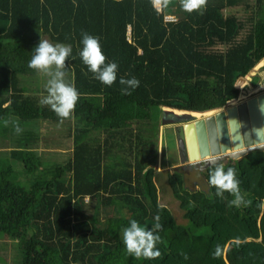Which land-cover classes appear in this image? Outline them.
<instances>
[{
	"label": "trees",
	"instance_id": "1",
	"mask_svg": "<svg viewBox=\"0 0 264 264\" xmlns=\"http://www.w3.org/2000/svg\"><path fill=\"white\" fill-rule=\"evenodd\" d=\"M84 33L99 37L106 63L118 65L111 86L83 62ZM40 39L72 49L60 71L79 98L62 123L40 103L52 76L28 66ZM252 76L264 82V0H207L193 12L181 0H168L160 12L152 0H0V146L18 144L0 152V259L11 253L9 264H264V150L218 163L235 170L239 207L230 204L233 194L217 195L209 184L215 165L201 171L207 188L187 186L180 169L167 172L186 223L160 202L155 179L160 127L168 126L163 106L224 107L240 96L239 78L248 83ZM121 77L139 85L126 94ZM48 124L65 126L68 155L34 148L39 132L53 129ZM45 140L48 148L68 146ZM157 215L161 255L135 258L123 229L133 219L152 229Z\"/></svg>",
	"mask_w": 264,
	"mask_h": 264
},
{
	"label": "clouds",
	"instance_id": "2",
	"mask_svg": "<svg viewBox=\"0 0 264 264\" xmlns=\"http://www.w3.org/2000/svg\"><path fill=\"white\" fill-rule=\"evenodd\" d=\"M152 3L157 12H160L162 6L167 5L168 0H152ZM206 3L207 0H181V5L187 12L198 10L206 6ZM82 44L83 48L80 56L88 66L89 71L103 84L111 86L117 79L118 65L115 62L106 63L107 58L102 51L99 37L84 33L82 35ZM71 51L70 46L62 43L53 45L48 40L40 39L38 45L33 50L32 58L28 64L32 69L52 76V79L46 85L48 94L40 100V103L49 105L58 117L61 118V123L63 119L70 118L79 98V93L75 86L67 83L64 79L65 73L60 71L66 67L65 61L70 56ZM53 66L57 69L54 75L50 71ZM120 84L126 86L122 91L130 94L129 88H136L139 85V80L135 77L131 79L121 77ZM20 131L22 129L17 124L16 132L19 133ZM253 131L257 137L256 147L264 148V126L255 128ZM218 159L217 157L207 161V163L215 165L209 171V184L217 189V195L222 196L225 191L233 194L235 198L230 204L239 207L241 206L243 197L240 195L239 181L236 178L235 170L232 167H228L227 171H225L224 165L217 163ZM248 203L250 201L244 202L243 205ZM155 221L152 229H145L133 219L130 221L129 226L123 229V242L126 250L135 258L156 259L161 255L159 249L156 248V244L160 240L157 233L162 227L159 215L155 217ZM216 254H219V248Z\"/></svg>",
	"mask_w": 264,
	"mask_h": 264
},
{
	"label": "water",
	"instance_id": "3",
	"mask_svg": "<svg viewBox=\"0 0 264 264\" xmlns=\"http://www.w3.org/2000/svg\"><path fill=\"white\" fill-rule=\"evenodd\" d=\"M242 81H245V77L239 78L238 87ZM263 86L264 83L249 93L257 92ZM237 99L228 102L224 107L205 111L163 106L161 123L180 125L189 159L188 162L175 166L173 170L202 171L212 166L207 163L211 159L218 157L217 163H220L239 159L254 150H264L256 147L257 137L253 131L264 126V91L242 101Z\"/></svg>",
	"mask_w": 264,
	"mask_h": 264
},
{
	"label": "rangeland",
	"instance_id": "4",
	"mask_svg": "<svg viewBox=\"0 0 264 264\" xmlns=\"http://www.w3.org/2000/svg\"><path fill=\"white\" fill-rule=\"evenodd\" d=\"M247 13L245 11H240L238 14V17L241 19H246ZM169 16V15H168ZM173 18H176V16L173 15ZM51 43V42H50ZM55 45L54 43H52ZM52 74L54 75L55 71L52 67L50 70ZM44 73V72H42ZM46 75H48L46 73ZM43 76V75H41ZM252 82H248L245 85L246 81H242L240 83L241 89V94L238 101L245 100L246 98H249L252 96V94L260 93L264 91V86L261 87L257 92L254 93H249L248 91L252 89L253 86L256 84H263V78H260V76H252ZM244 85V86H243ZM243 86V87H242ZM198 116V115H197ZM200 116V115H199ZM49 126H52V130H48V132H39L38 137H36L33 141L32 144L34 148L42 151V150H51L54 153L57 154H63V155H68V149L69 146H71V141L68 140V138L64 137L67 134V130L63 124H48ZM180 125H168L167 127L161 126L160 127V135L157 143V164L155 165V170H157L159 175L156 176V182L158 185V194H159V200L161 203L169 206L173 213L175 218L179 223H186L187 219L184 216V211L180 207V202L179 200L173 195L172 190L168 184V179H167V172H172L175 166H179L181 164H184L188 162V155H187V148L185 144V139L180 136V132L178 130V127ZM177 128V129H176ZM175 132V134L173 133ZM64 135V136H63ZM48 137V139H61L62 141L66 142V145L68 146H60L57 147V145H53L48 148L46 147L45 144V138ZM18 146L17 142H14L10 144ZM10 145H1L0 146V152L3 151H9ZM143 156V155H142ZM163 162H166L167 165L164 166ZM173 164L171 166H168L169 164ZM185 172V181L186 185L191 187V188H196V187H203L207 188V183L204 177L201 175V171L199 170H193V169H188ZM5 250V249H4ZM4 252V251H3ZM2 252V254H3ZM10 259V260H9ZM13 257L10 256L8 257L6 255V260L3 261L0 259V264H9V261L12 262Z\"/></svg>",
	"mask_w": 264,
	"mask_h": 264
},
{
	"label": "built area",
	"instance_id": "5",
	"mask_svg": "<svg viewBox=\"0 0 264 264\" xmlns=\"http://www.w3.org/2000/svg\"><path fill=\"white\" fill-rule=\"evenodd\" d=\"M167 19H169V20H174L175 18H173L172 15H169V16H167Z\"/></svg>",
	"mask_w": 264,
	"mask_h": 264
},
{
	"label": "flooded vegetation",
	"instance_id": "6",
	"mask_svg": "<svg viewBox=\"0 0 264 264\" xmlns=\"http://www.w3.org/2000/svg\"><path fill=\"white\" fill-rule=\"evenodd\" d=\"M256 87H257V86H256ZM252 89H253V87H252ZM252 89H251V90H252ZM251 90H249V91H251ZM249 91H248V92H249ZM252 95H254V94H252ZM198 117H199V116H198ZM180 128H181V127H180ZM178 130H180V129H178ZM181 131H182V129H181Z\"/></svg>",
	"mask_w": 264,
	"mask_h": 264
},
{
	"label": "crops",
	"instance_id": "7",
	"mask_svg": "<svg viewBox=\"0 0 264 264\" xmlns=\"http://www.w3.org/2000/svg\"><path fill=\"white\" fill-rule=\"evenodd\" d=\"M245 81H246V80H245ZM263 83H264V82H263ZM245 84H246V82H245ZM243 86H244V85H243ZM243 86H242V87H243ZM240 88H241V87H240ZM208 114H210V113H208Z\"/></svg>",
	"mask_w": 264,
	"mask_h": 264
}]
</instances>
